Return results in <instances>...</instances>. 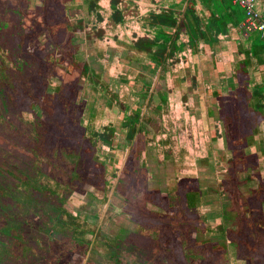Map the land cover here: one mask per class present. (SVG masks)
Instances as JSON below:
<instances>
[{"label": "rangeland", "instance_id": "374dc122", "mask_svg": "<svg viewBox=\"0 0 264 264\" xmlns=\"http://www.w3.org/2000/svg\"><path fill=\"white\" fill-rule=\"evenodd\" d=\"M185 5L0 0V264H264L260 35L192 44Z\"/></svg>", "mask_w": 264, "mask_h": 264}, {"label": "trees", "instance_id": "16d2710c", "mask_svg": "<svg viewBox=\"0 0 264 264\" xmlns=\"http://www.w3.org/2000/svg\"><path fill=\"white\" fill-rule=\"evenodd\" d=\"M186 2L185 5V9L182 12V16H181V25L183 27V32L186 33L188 35V40L192 43L195 44L197 38H204L206 33L208 32L207 30H211V24L209 23V20L203 25V29L200 28L199 24H198V20L195 17V15L193 14V9H192V4L193 1L191 0H184ZM210 3V6L212 9H215V2L218 1L219 4L221 6H223L224 8H226V4L224 3L223 0H207ZM229 1V0H228ZM230 6V5H229ZM231 8V12H227L225 10V12H218L216 11V9L214 10L215 13H217L215 18L213 19V22L216 25V29H214L215 33L218 32H223L225 30L223 22L225 21L226 18L231 19L232 21L237 17V24L240 22L241 18H242V14L240 12V10L233 5ZM225 13V14H224ZM226 15L230 16L227 17ZM155 18H161L158 19V21H162L163 24L170 26L173 29V31L168 35L164 32H160L159 34L162 35V37H165L168 40V44L164 45V43L157 44V46L160 48V52L159 53H151L153 54V58L155 57V60L158 61V63H161L164 56L170 55L173 53L174 49L177 47L176 42L174 41V38L177 34V27H176V19L172 16V11L170 10H166L164 12H162L161 15H156ZM210 28V29H209ZM214 37V36H212ZM258 39V38H257ZM261 41L260 43L263 45L264 44V38L263 40H261V38L258 40ZM137 48L138 50H146V54L150 53V47L153 45V42L151 41H147L146 43H139L137 42ZM172 52V53H171ZM135 116L132 117V122L137 121V116L136 114H134ZM132 130L135 129L134 125H132ZM131 135V134H129Z\"/></svg>", "mask_w": 264, "mask_h": 264}, {"label": "crops", "instance_id": "0c3cea01", "mask_svg": "<svg viewBox=\"0 0 264 264\" xmlns=\"http://www.w3.org/2000/svg\"><path fill=\"white\" fill-rule=\"evenodd\" d=\"M229 2V1H228ZM229 5H230V3H229ZM231 7H232V5H230ZM235 6L240 10V12H241V14H242V18H243V10H242V8L241 7H239L238 5H236L235 4ZM221 8H223V10H224V12H225V10L227 11L228 9L227 8H224L223 6L221 7ZM228 13L230 12V11H227ZM227 12H225V13H227ZM224 13V14H225ZM181 15H182V13H181ZM227 17H230V16H228V15H226ZM242 18H241V21H242ZM241 21H240V23H241ZM240 23H238L237 24V17L232 21L231 19H229V18H226L225 19V21L223 22V25H224V28H225V30L223 31V32H218V33H215L214 31H213V27L211 28V30L210 31H208L207 33H206V35H205V37L204 38H200V40L201 41H204V43H207V44H209V43H212V42H215L216 43V39H217V37L218 38H222L223 36H226L227 35V31H228V28L229 29H233V31H234V35H230V38L229 39H225L223 42H225V43H227V41L226 40H229V44H235V43H237L238 44V41H236L235 39L236 38H238L239 37V34H238V26L240 27L241 25H240ZM205 24V23H204ZM212 31V33L210 34V32ZM215 35V37H212L211 35ZM258 38V39H257ZM261 37H259L258 35H257V33H253V34H251L248 38H247V40H248V42H249V44H250V48H249V52H246L245 54V57H248L247 55H258L259 56V54H260V52L262 51V50H264V44L262 45L258 40L260 39ZM263 38H261V40H262ZM217 42H218V40H217ZM235 52H237V53H243V51H240V50H236ZM262 54V53H261ZM242 62H244V63H246L247 62V60L245 59V58H243V60H242Z\"/></svg>", "mask_w": 264, "mask_h": 264}, {"label": "built area", "instance_id": "2783aa9c", "mask_svg": "<svg viewBox=\"0 0 264 264\" xmlns=\"http://www.w3.org/2000/svg\"><path fill=\"white\" fill-rule=\"evenodd\" d=\"M232 3L238 5L243 10L241 27L244 30H256L260 37H264V18L257 16L251 0H232Z\"/></svg>", "mask_w": 264, "mask_h": 264}, {"label": "flooded vegetation", "instance_id": "af4514ba", "mask_svg": "<svg viewBox=\"0 0 264 264\" xmlns=\"http://www.w3.org/2000/svg\"><path fill=\"white\" fill-rule=\"evenodd\" d=\"M0 233L4 234V228L3 229L2 228L0 229ZM1 246H4V244H3V242L0 241V247ZM85 254H87V253H85Z\"/></svg>", "mask_w": 264, "mask_h": 264}, {"label": "water", "instance_id": "95a60500", "mask_svg": "<svg viewBox=\"0 0 264 264\" xmlns=\"http://www.w3.org/2000/svg\"><path fill=\"white\" fill-rule=\"evenodd\" d=\"M183 11V10H182ZM151 88H152V86L150 87V90H151ZM148 96H149V94L147 95V98H148ZM147 98H146V100H147ZM146 100H145V102H146Z\"/></svg>", "mask_w": 264, "mask_h": 264}]
</instances>
